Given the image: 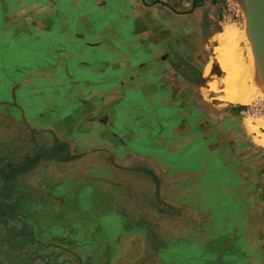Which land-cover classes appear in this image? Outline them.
Instances as JSON below:
<instances>
[{
    "label": "rangeland",
    "instance_id": "obj_1",
    "mask_svg": "<svg viewBox=\"0 0 264 264\" xmlns=\"http://www.w3.org/2000/svg\"><path fill=\"white\" fill-rule=\"evenodd\" d=\"M213 3L215 22L186 46L197 63L204 54L199 75L170 46L161 58L152 53L145 24L121 0H0V264H264V98L246 106L225 99V85L204 87L209 63L213 79L226 78L217 37L248 26L243 0L229 10ZM30 16L37 26L14 24ZM162 65L240 121L241 135L231 131L227 143L206 138V162L189 145L179 167L163 153L188 122L170 120L185 113L180 104L162 108L141 88L168 75ZM29 85L47 104L21 115L11 96ZM143 126L157 132L149 139L159 151H142Z\"/></svg>",
    "mask_w": 264,
    "mask_h": 264
},
{
    "label": "crops",
    "instance_id": "obj_2",
    "mask_svg": "<svg viewBox=\"0 0 264 264\" xmlns=\"http://www.w3.org/2000/svg\"><path fill=\"white\" fill-rule=\"evenodd\" d=\"M146 1L148 4L145 3ZM200 1H204V4L195 6V0H121L124 5L125 3H127V5H125L124 7L132 14L136 15V21L145 24L146 36L151 38L154 43V49H151L152 53L158 55L161 58L162 53L165 52V47L170 46V48L172 49V53L174 51V54H179L183 58V61L188 64L194 65L196 69L199 70V75L205 67L203 65L204 54H199L197 63V60H195V58H197V55L192 54L191 49L186 48V46L189 43L193 45L197 39H203L204 34L201 30L208 28V26H212V24L215 22L216 17V4L213 3V0ZM48 7L52 9L53 5H48ZM172 7H174L176 11ZM33 8L36 11V7L34 6H29L26 9ZM167 8L176 13L165 14L164 9ZM134 9H136L135 13ZM144 10H147V12ZM21 13L23 12L20 11L19 14L21 15ZM21 18L18 20V22H14L16 26L21 27L23 25V28L30 24H34L35 26H37L36 22L32 23V16L24 17L23 19ZM47 18L48 19L45 21V25H50L48 24V22H51V24H55V19L52 15ZM56 24L59 23L56 22ZM190 26L192 27L191 29L189 28ZM41 29H43V27H41ZM19 32L21 33L22 29H19V31H15L16 34ZM15 38L20 40L21 36H16ZM200 57H203V59H200ZM160 68L161 71L159 73L164 74L167 72L168 75L165 77L163 76L160 80L145 81L142 83L141 88H147L148 90H150V92L147 93L149 100L155 101L154 103L162 106V108H165L166 104H168L169 106L180 104L184 108L185 113H178L174 117L170 118V120L173 121L176 119L178 120V122L186 120L188 122V129L186 130L182 129L183 131L179 132L180 124L178 125V127H175V129L177 128L176 131L174 129L175 135L173 137V140L169 142L170 149L166 150V153L163 152L164 154H168L171 163L176 164V166L179 167V163L186 161V159H181L180 154L182 153V149H185L184 147H187L188 145L189 152L191 154L192 152L199 154V158L206 162V157L208 156H206V154H204L205 151H203L205 146H209V144L206 142V138L218 137L221 138L222 142L227 143L228 139L231 136V131H235L237 136L241 135L242 126L240 124V121L232 120L231 112H215L212 108H209L207 106L201 96H198L197 89L199 83H192L183 79V77L178 72H171V68L169 66L162 65L160 66ZM128 83L129 82L125 80V82H121L119 83V85L125 84V86L127 87ZM35 88V86L29 85L18 87V89L15 88L16 90L13 91L11 99L12 102L16 104L17 111L21 115L24 114V107L31 109L35 105H41V103L46 106L47 101L45 97L42 96L40 92L36 91ZM164 90H166L167 96H165ZM22 95L28 97H24L25 100H23V102L21 100ZM166 100L167 103L165 102ZM59 114L62 115V113H60L59 111V113H49L45 117L47 118L50 115H53L52 117H55L59 116ZM156 120L160 121L161 118L156 117ZM230 122H232L234 125L236 124L235 130L231 128L229 124ZM158 123L160 122H157L156 127L154 128H157L156 131H159L160 129L159 132H161V127ZM143 128V132H147L145 134L147 140L144 141L143 144H141L142 151H145L146 149L151 150V152L159 151L153 146V144H150L152 143V139H149L154 138L157 132L153 133L145 126H143ZM156 143L160 146L161 140L156 141ZM222 144L223 143H221V145ZM179 151H181V153ZM241 159L242 160L240 164L243 166L247 162L248 157H245L242 154Z\"/></svg>",
    "mask_w": 264,
    "mask_h": 264
},
{
    "label": "bare ground",
    "instance_id": "obj_3",
    "mask_svg": "<svg viewBox=\"0 0 264 264\" xmlns=\"http://www.w3.org/2000/svg\"><path fill=\"white\" fill-rule=\"evenodd\" d=\"M243 1L248 21L247 30L240 33L232 27H227L216 39L219 45L214 49L215 57L226 78L213 79L210 75L212 63H209L203 73V83L204 87H208L207 90L213 93H217L219 86H227L225 99L247 106L255 98H264V87L261 86L262 88L259 89L260 82L264 83V0ZM246 36L251 40L250 44L253 43V49L251 50L252 46L251 48L248 46V54L244 57L242 54L244 49L240 50L239 41L246 40ZM211 78L213 81L210 80ZM255 82L259 88L256 87ZM204 87L202 92L206 100L208 94ZM246 122L251 131H257L252 119ZM262 126L264 127V123Z\"/></svg>",
    "mask_w": 264,
    "mask_h": 264
},
{
    "label": "built area",
    "instance_id": "obj_4",
    "mask_svg": "<svg viewBox=\"0 0 264 264\" xmlns=\"http://www.w3.org/2000/svg\"><path fill=\"white\" fill-rule=\"evenodd\" d=\"M221 6L229 10L233 6V0H221Z\"/></svg>",
    "mask_w": 264,
    "mask_h": 264
},
{
    "label": "flooded vegetation",
    "instance_id": "obj_5",
    "mask_svg": "<svg viewBox=\"0 0 264 264\" xmlns=\"http://www.w3.org/2000/svg\"><path fill=\"white\" fill-rule=\"evenodd\" d=\"M215 2H216V1H215ZM182 66H185V67H187V66H186V64H184V63H182Z\"/></svg>",
    "mask_w": 264,
    "mask_h": 264
},
{
    "label": "water",
    "instance_id": "obj_6",
    "mask_svg": "<svg viewBox=\"0 0 264 264\" xmlns=\"http://www.w3.org/2000/svg\"><path fill=\"white\" fill-rule=\"evenodd\" d=\"M248 1H250V2H251V0H248Z\"/></svg>",
    "mask_w": 264,
    "mask_h": 264
}]
</instances>
